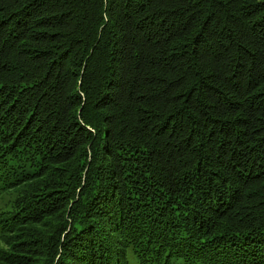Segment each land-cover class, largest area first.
<instances>
[{"label": "trees", "instance_id": "1", "mask_svg": "<svg viewBox=\"0 0 264 264\" xmlns=\"http://www.w3.org/2000/svg\"><path fill=\"white\" fill-rule=\"evenodd\" d=\"M10 189L34 264H264V0H0Z\"/></svg>", "mask_w": 264, "mask_h": 264}, {"label": "rangeland", "instance_id": "2", "mask_svg": "<svg viewBox=\"0 0 264 264\" xmlns=\"http://www.w3.org/2000/svg\"><path fill=\"white\" fill-rule=\"evenodd\" d=\"M112 161H113L112 158H110L108 163L110 162L112 163ZM16 196H17L16 192L11 189L6 192L3 191L0 193V213H2V211L9 210L8 207H10L11 201ZM30 226L32 227V229L30 230L38 231L41 234L45 233V230L39 224L30 222L29 226H26V228ZM50 234L51 233L42 235L38 240L35 241V243L38 241L39 242L42 241L44 236H47ZM16 236L17 235L14 234L13 231L0 236V264H21L19 262V259L25 258V257L31 260L30 264H34V259L36 255L34 256L33 254L36 253L38 250L34 249L31 252L29 247H26L28 242L25 244L24 240L18 241L17 240L18 238ZM37 248H39V246H37ZM42 256L44 257L42 260L46 259V254H43ZM22 264H25V263H22Z\"/></svg>", "mask_w": 264, "mask_h": 264}]
</instances>
